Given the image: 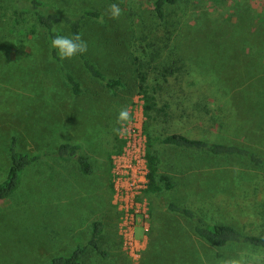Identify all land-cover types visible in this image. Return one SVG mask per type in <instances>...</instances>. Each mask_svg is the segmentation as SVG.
Segmentation results:
<instances>
[{"label": "rangeland", "instance_id": "1", "mask_svg": "<svg viewBox=\"0 0 264 264\" xmlns=\"http://www.w3.org/2000/svg\"><path fill=\"white\" fill-rule=\"evenodd\" d=\"M30 3L0 0V181L11 165L14 135L19 148L32 153L78 143L94 170L85 174L75 160L53 156L25 167L18 188L0 202V264H49L55 256L86 244L98 219L104 222L102 242L110 255L103 258L89 247L85 263L154 264L150 255L165 242L159 224L185 222L170 214L171 201L199 203L213 220L264 235L263 171L242 158L214 157L155 141L160 173L169 175L174 187L144 191L150 227L146 231L138 226L135 237L145 243L133 252L126 247L121 215L113 202L112 176L113 155L122 150L123 140L113 129L119 127V111L127 107L130 122L139 121L144 132L148 122L153 136L161 133L144 112L134 61L146 49L140 39L156 19L152 0H44L46 11L71 16L87 9L97 13L82 26L88 44L85 54L106 77L120 78L122 84L109 87L76 56L64 61L81 83L79 94L53 59L46 30L29 12ZM113 3L122 10L118 20L107 14ZM172 9L168 49L175 58L188 49L192 68L215 74L211 84L223 89L225 102L235 106L241 121L236 141L264 153V0H180ZM60 28L64 36H71L67 23ZM158 31L149 34L151 41L167 42ZM218 133L222 141L235 139L232 131ZM257 251L264 249L238 246L229 257Z\"/></svg>", "mask_w": 264, "mask_h": 264}, {"label": "trees", "instance_id": "2", "mask_svg": "<svg viewBox=\"0 0 264 264\" xmlns=\"http://www.w3.org/2000/svg\"><path fill=\"white\" fill-rule=\"evenodd\" d=\"M179 1L152 0L156 19L151 27L147 28L145 36L140 39L146 49L142 54L136 55L134 60L137 62V84L144 100V112L151 120L150 124L161 130V133L153 136L146 122L150 168L148 193H157L174 187L173 179L167 174L160 173V157L154 150L155 141L203 151L214 157L242 158L255 169L264 172V153L236 141L239 137L236 131L241 128V121L235 106L225 102V94L221 91L223 89L214 83L211 84L215 82L213 81L216 78L215 74L192 68L187 59H190L191 55L188 49L176 58L173 49H168L171 47V39L167 36L169 30L167 24L172 19L171 9ZM30 4L29 12L37 23L45 28L50 47L56 35H63L61 23L70 26L71 35L81 34L84 20L88 16L97 15L91 9L83 11L79 16L61 14L54 10L46 11L42 9L45 5L44 0H31ZM156 26H160L159 31ZM153 31H158L156 33L158 37L160 34L166 35L167 42L161 41L157 44L156 41H151L149 34L153 36ZM51 54L74 93L79 94L82 91L80 81L65 61L59 59L52 47ZM78 56L90 74L104 80L109 87L114 88L122 84L120 78L106 77L86 54ZM224 130L234 132L235 139L229 141L218 139V131ZM188 133H193L194 136L190 137ZM44 156H53L56 160H75L85 174H91L94 170L92 161L78 143L64 142L55 149L32 153L20 149L18 138L14 135L9 147L11 165L7 175L0 181V202L11 196L18 188L24 168ZM196 204L169 202L170 214L181 216L185 222L176 220L178 224L170 222L159 224L165 242L161 245L160 251L150 255L154 264H219L221 259L229 258L233 251H237L238 246L264 249V235L245 232L232 222L213 220L204 214L199 203ZM221 208L225 209V206H220ZM103 232L104 222L100 219L94 220L92 234L86 244H78L70 254L55 256L49 264H87L84 261L89 247L103 258L109 257L110 254L102 242Z\"/></svg>", "mask_w": 264, "mask_h": 264}, {"label": "built area", "instance_id": "3", "mask_svg": "<svg viewBox=\"0 0 264 264\" xmlns=\"http://www.w3.org/2000/svg\"><path fill=\"white\" fill-rule=\"evenodd\" d=\"M125 134L120 135L123 148L113 155V202L120 212V230L124 244L132 252L143 246L141 239L135 237L138 226L148 231L150 227V208L144 196L149 185V162L147 158V134L139 121L129 122Z\"/></svg>", "mask_w": 264, "mask_h": 264}, {"label": "clouds", "instance_id": "4", "mask_svg": "<svg viewBox=\"0 0 264 264\" xmlns=\"http://www.w3.org/2000/svg\"><path fill=\"white\" fill-rule=\"evenodd\" d=\"M107 14L113 20H118L122 14L119 5L113 3L108 6ZM51 47L56 50V55L61 61L71 60L78 55L88 51V44L79 33L71 36L56 35L51 41ZM132 115L127 107L122 108L117 116L119 127L113 131L117 135L125 134L127 124L131 121ZM220 264H264V251L241 252L237 256L223 258Z\"/></svg>", "mask_w": 264, "mask_h": 264}, {"label": "crops", "instance_id": "5", "mask_svg": "<svg viewBox=\"0 0 264 264\" xmlns=\"http://www.w3.org/2000/svg\"><path fill=\"white\" fill-rule=\"evenodd\" d=\"M142 110H143V108H142Z\"/></svg>", "mask_w": 264, "mask_h": 264}]
</instances>
